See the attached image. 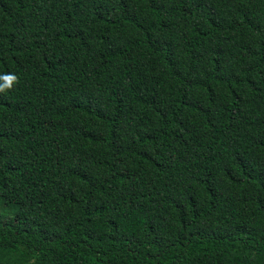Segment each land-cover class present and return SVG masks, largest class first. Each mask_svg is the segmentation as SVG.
<instances>
[{
    "label": "trees",
    "instance_id": "trees-1",
    "mask_svg": "<svg viewBox=\"0 0 264 264\" xmlns=\"http://www.w3.org/2000/svg\"><path fill=\"white\" fill-rule=\"evenodd\" d=\"M0 264H264V0H0Z\"/></svg>",
    "mask_w": 264,
    "mask_h": 264
},
{
    "label": "rangeland",
    "instance_id": "rangeland-1",
    "mask_svg": "<svg viewBox=\"0 0 264 264\" xmlns=\"http://www.w3.org/2000/svg\"><path fill=\"white\" fill-rule=\"evenodd\" d=\"M11 214L6 212L5 210L0 208V218L6 219L10 216Z\"/></svg>",
    "mask_w": 264,
    "mask_h": 264
}]
</instances>
